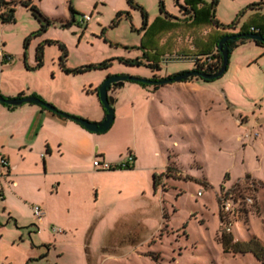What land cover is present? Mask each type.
<instances>
[{"label": "rangeland", "instance_id": "374dc122", "mask_svg": "<svg viewBox=\"0 0 264 264\" xmlns=\"http://www.w3.org/2000/svg\"><path fill=\"white\" fill-rule=\"evenodd\" d=\"M241 1L218 0L216 18L226 21L219 22L238 19ZM135 2L147 11L145 26L140 8L128 0H32L50 20L38 33L40 18L19 0L11 49L35 55L39 43L51 40L44 45L45 70L53 56L72 67L111 59L85 75L152 79L195 63L220 68V58L198 59L214 32L226 30L209 20L212 0ZM84 15L91 18L83 21ZM236 47L227 70L213 79L194 76L158 89L125 81L105 134L112 155L126 158L129 149L141 148L136 173H94L84 160L82 172L18 177L16 193L0 201V264H264V254L224 252L217 240L223 228L218 196L243 182L241 192L252 200L236 202L230 232L234 240L255 236L264 245V122L257 120L264 113V67L244 62L253 47ZM195 78L198 86L188 82ZM154 172L160 173L157 188ZM35 204L44 209L42 221L33 216Z\"/></svg>", "mask_w": 264, "mask_h": 264}, {"label": "crops", "instance_id": "0c3cea01", "mask_svg": "<svg viewBox=\"0 0 264 264\" xmlns=\"http://www.w3.org/2000/svg\"><path fill=\"white\" fill-rule=\"evenodd\" d=\"M255 1L259 0H242L237 9L238 12L242 10L241 15L234 21L233 27L226 30L238 32L244 24H264V0H261L262 3L257 6L247 7ZM218 18L221 22H226L220 17ZM11 27V22L0 21L2 50L11 57L4 61L0 59V93L6 97H19L20 93H22L21 96L37 93L63 111L89 120L101 121L106 113L94 89L99 86L100 82H103L108 74L116 73L110 72L107 75L100 73L99 76L85 75L84 73L89 70L81 73H69L64 71L61 63H54V56L50 57L53 62L47 66L48 69L43 68L47 65L46 56L43 58L42 66L36 67V53L34 55L29 50L24 56L21 51H12L8 39ZM243 44L253 47V53L244 62L246 64L257 62L263 68L264 47L253 39H248L237 46ZM216 50L217 48L213 52ZM234 52L235 50L232 53ZM25 61L29 67L26 66ZM65 65L73 68L68 60H65ZM196 81L197 78L188 82L198 86ZM122 86L112 87L109 91L114 97L113 104L116 108L120 105L119 96ZM254 102L258 103L256 100ZM131 107L133 109V106ZM260 114L257 120L263 123L264 121H261L260 117H263L264 113ZM145 130L147 133L144 134H150L147 126ZM105 132L90 131L79 122L62 117L51 109L43 108L41 104L24 102L19 105H11L0 102V156H5L9 161L8 166H0V194L3 196L0 201L6 202L12 190L13 193H16L15 187L20 176L34 173L47 175L55 172L74 174L82 172L81 167L84 165V160H87V167L95 173L99 172L93 167V161L96 159L110 164L125 160L126 154L122 156V153L119 155L110 153ZM130 150L135 155L131 164L132 168L106 170L102 173H116L122 176L136 173L139 169L137 164L142 159L139 153L142 154V151L139 147L135 151ZM43 218L39 220L42 221ZM32 227L39 230L37 224Z\"/></svg>", "mask_w": 264, "mask_h": 264}, {"label": "trees", "instance_id": "16d2710c", "mask_svg": "<svg viewBox=\"0 0 264 264\" xmlns=\"http://www.w3.org/2000/svg\"><path fill=\"white\" fill-rule=\"evenodd\" d=\"M18 2H19V0H0V21H2L4 23H9V22H14L16 20V9H17L16 5H17ZM20 2H21L22 5L31 8L33 10V15L39 19V15L42 14V12L39 10V8L35 4L32 3V0H20ZM128 2L131 5L140 8V10L142 12V16H143L144 26L147 25V16H148L147 11L141 5L136 3L135 0H128ZM217 3H218V0H212L211 13L209 14L210 22L214 26H216L218 28L221 27L222 29H229V28L233 27L234 22H232L231 24H228V25H224V24L220 23L219 20L216 18L215 6H216ZM261 3H262L261 0L255 1V2L250 3L247 7H254V6H257V5L261 4ZM161 9L163 10L162 3H161ZM185 11L188 14V16L191 18L192 17L191 16L192 12L190 10V7H187ZM121 15H122V12H120L118 14L117 20L120 19ZM45 17L47 18V16H45ZM40 22H41V27L38 30V33H40L41 31H44V30L47 29V25L50 23V20L48 19L47 23H43L41 20H40ZM253 26L254 27H258L259 28V32L258 33H260L264 37V24H261V25H251V23L244 24L242 26V28L238 32H229L228 30H225V31L218 30V31L214 32V36H215L214 40H212L211 44L208 47H206V49H205L206 51H203V53L198 54L199 55L198 59H200V57H202L203 54H205L206 58L210 59V58H213V57L214 58L217 57V58H220V61L222 62V53L218 49V43H219L220 39L223 36H225V35L252 32L251 31V27H253ZM248 39H251V38H248V37L243 36V35H241V36H239V37H237L235 39H229L227 41V45H228V48H229V56H230V53H231V51L233 50V48L235 46H237L239 43H244ZM27 41H28V38L25 40V46L28 44ZM254 41L257 44H259V45L264 47V42L263 41H260V40H254ZM46 42L50 43L51 40H45V42L39 43L38 46L36 47V62H37L36 63V67H40L43 64L44 45H45ZM56 42L59 44V46L63 50L66 49L65 44H63L61 42H58V41H56ZM215 48H217V50H216V52H213ZM24 56H26V52L24 53ZM65 56H66V54H65ZM119 60L122 61V62L128 63V64H132V65H137V64H142L143 63V61H141L139 58L119 57ZM25 63H26V66L29 67L26 61H25ZM111 63H112L111 59H107V60H104V61H102L100 63H91V64H88V65L84 64L82 66L71 68V67H67L65 65L64 61H61V64H62V67H63L64 71L69 72V73H81V72H84L86 70H90V69H93V68H105V67H108L109 65H111ZM148 65H150L153 68H160V65L158 63H149ZM195 65L196 66L194 68H192V70L193 69H197V70H201L202 71L205 68V67H203V65H201V63H195ZM206 66H207L205 68L206 70H208L210 68H218V65H215V64L207 63ZM214 70H217V69H214ZM183 72H185V70L181 71V72H176L175 74L166 76L164 78H169L171 76H175V75L183 73ZM111 75L112 74H109V75H107V77H109ZM164 78L163 77H157V76L154 75L152 77V79L155 81L154 83H152V84H154V87L158 88L160 85L165 84V83H162V80ZM207 80H209V79H207ZM133 81L139 82L137 80H133ZM139 83H141L142 85H147L146 82H139ZM94 91H96L97 95L99 96V86L96 87L94 89ZM21 95H22V93H20L18 96H21ZM31 95L41 99L43 102H48L45 99H43L40 95H38L37 93H32ZM48 103H50V102H48ZM113 103H112V106H113ZM101 104H102V102H101ZM53 106H54V110H52V111L54 113L62 116V117L70 118V119H73V120H75V118L78 117V115L71 114L69 112L63 111V110L57 108L55 105H53ZM102 106H103V109H104V111L106 113L107 112L106 108L104 107L103 104H102ZM11 107H13V106H11ZM43 108H46V107L43 106ZM132 167H133L132 165L123 164V161H121L119 163L112 164V167H111L110 170H113V169H129V168H132ZM159 175H160V173L159 174L157 172L153 173V180H154L155 188H157L158 185H159V181H158ZM237 188H239V191H236ZM242 188L243 187H241L240 183H236L231 189L236 191L237 195L242 196L243 195L242 194L243 192H241ZM223 192H224V189H222L221 193L218 196V201H219V203L221 205L220 211H219L221 223L223 222V218H224V213H223V209H222V200H221V196L223 195L222 194ZM217 240L221 244L222 250L224 252H231L233 254H236V253H243V252L251 251V252L255 253L257 256H259V257L262 254H264V245H263L262 241L259 238L255 237V236L249 238L248 240H239V239L234 240L232 233L231 232H227L224 228H222V230L217 235Z\"/></svg>", "mask_w": 264, "mask_h": 264}, {"label": "water", "instance_id": "95a60500", "mask_svg": "<svg viewBox=\"0 0 264 264\" xmlns=\"http://www.w3.org/2000/svg\"><path fill=\"white\" fill-rule=\"evenodd\" d=\"M183 8L184 10H186L187 7L183 6ZM39 18L43 23L48 22V19L42 14L39 15ZM70 24L71 23L67 24L66 26H69ZM241 35L254 39V40H260L264 42V37L260 33L248 32V33H241V34L225 35L220 39L218 43V49L222 53V64L220 68H218L214 72H213V68H210L207 71L191 69L183 73L177 74L175 76L164 78L162 80V83L188 80L190 77H194V76H203L206 79H213V78L221 76L227 70L228 62H229V48L227 45V41L229 39H235ZM127 80H137V81L146 82V83L155 82L153 79L139 78V77H134L131 75L113 74L107 77L104 80V82L99 86V98L107 110L105 117L101 121L98 122V121L89 120L87 118L78 116L75 118V121L81 123L88 130L93 131V132L107 131L113 124L114 118H115V111L112 106V103L114 102V97L109 93V91L112 88V86H122ZM0 102H4L7 104H11V105H19L24 102H33L36 104H41L48 109L54 110V106L51 103L43 102L41 99L35 96H32V95L19 96V97H6L0 93ZM261 121H264V118H262Z\"/></svg>", "mask_w": 264, "mask_h": 264}, {"label": "built area", "instance_id": "2783aa9c", "mask_svg": "<svg viewBox=\"0 0 264 264\" xmlns=\"http://www.w3.org/2000/svg\"><path fill=\"white\" fill-rule=\"evenodd\" d=\"M91 18V16L89 15H84L82 20L86 21L89 20ZM251 31L254 33H258L259 32V28L258 27H251ZM2 45H3V41L0 37V59L1 61H4L6 59H10V55H7L3 52L2 50ZM135 159V155L133 153V151L128 152L127 157L125 158V160H123V164H129L131 165L133 163ZM0 164L2 166H8L9 165V161L5 156H0ZM93 166L97 169V170H110L112 167V164H110L109 162L106 161H100L99 159H96L93 161ZM246 181H250L249 184H251L250 186H254L255 182L251 179H246L244 182ZM240 183V185L244 184L243 182H238ZM255 187V186H254ZM236 191H239V188H237ZM236 191L232 190V189H228L225 190L222 193L223 195L221 196V200H222V209H223V213H224V218H223V222L221 223L223 228L227 231L230 232L231 231V225H232V219H231V215L235 213L234 211V205L236 204L237 201L241 202L243 200H252L251 196H246L243 195H237ZM198 194H201V191H198ZM2 194H0V199L2 198ZM32 211H33V215L38 218L41 219L44 215V209L42 208V206L35 204L32 207Z\"/></svg>", "mask_w": 264, "mask_h": 264}, {"label": "flooded vegetation", "instance_id": "af4514ba", "mask_svg": "<svg viewBox=\"0 0 264 264\" xmlns=\"http://www.w3.org/2000/svg\"><path fill=\"white\" fill-rule=\"evenodd\" d=\"M208 70H209V69H208ZM214 71H216V70L213 69V72H214ZM112 87H115V86H112Z\"/></svg>", "mask_w": 264, "mask_h": 264}]
</instances>
